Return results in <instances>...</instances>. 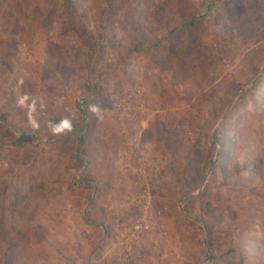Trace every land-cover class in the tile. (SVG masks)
<instances>
[{"label": "rangeland", "instance_id": "374dc122", "mask_svg": "<svg viewBox=\"0 0 264 264\" xmlns=\"http://www.w3.org/2000/svg\"><path fill=\"white\" fill-rule=\"evenodd\" d=\"M0 264H264V0H0Z\"/></svg>", "mask_w": 264, "mask_h": 264}, {"label": "clouds", "instance_id": "9594fccd", "mask_svg": "<svg viewBox=\"0 0 264 264\" xmlns=\"http://www.w3.org/2000/svg\"><path fill=\"white\" fill-rule=\"evenodd\" d=\"M28 100H29V97L27 95L21 96L18 99V104L21 107L29 108V112L31 113V111L33 110V105L26 104ZM29 118H30V122L32 123L33 128L39 127V125L34 120L31 119V115ZM50 131L55 135H59V134L66 133V132H71L72 131L71 121L67 119L61 120L59 123L51 125Z\"/></svg>", "mask_w": 264, "mask_h": 264}, {"label": "built area", "instance_id": "2783aa9c", "mask_svg": "<svg viewBox=\"0 0 264 264\" xmlns=\"http://www.w3.org/2000/svg\"><path fill=\"white\" fill-rule=\"evenodd\" d=\"M141 227H142V225H141V226H139V227H137V229L139 230V229H141Z\"/></svg>", "mask_w": 264, "mask_h": 264}]
</instances>
